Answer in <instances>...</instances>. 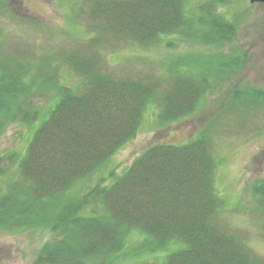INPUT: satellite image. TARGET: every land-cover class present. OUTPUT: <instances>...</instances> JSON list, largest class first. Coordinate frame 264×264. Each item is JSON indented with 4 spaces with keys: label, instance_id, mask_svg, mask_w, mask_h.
I'll use <instances>...</instances> for the list:
<instances>
[{
    "label": "trees",
    "instance_id": "16d2710c",
    "mask_svg": "<svg viewBox=\"0 0 264 264\" xmlns=\"http://www.w3.org/2000/svg\"><path fill=\"white\" fill-rule=\"evenodd\" d=\"M90 2L89 19L104 43L116 39L152 46L163 37L181 35L207 40L211 48L220 49L236 31L231 26L238 27L216 14L215 6L208 18L219 23L216 31L222 40L202 38L188 11L190 0ZM166 46L176 47L171 39ZM191 57L178 62L163 93L159 81L116 79L102 73L97 56L71 54L67 65L82 79L81 85L59 87L44 113L29 101V70L12 75L10 66L0 67L1 127L20 122L35 131L39 123L24 153L10 157L16 176L0 186V232L51 231L53 240L41 248L33 264L116 260L136 230L148 238L153 251L182 244L164 264H264L218 221V163L204 135L179 145L149 147L121 175L111 169L82 198L73 195L139 134L151 106L160 104L161 125L181 121L196 112L213 89L211 78L235 73L243 60ZM257 92H235L234 107L242 111L256 106L262 96ZM5 161L0 157V180L10 169ZM252 192L264 204V182L255 183Z\"/></svg>",
    "mask_w": 264,
    "mask_h": 264
},
{
    "label": "rangeland",
    "instance_id": "374dc122",
    "mask_svg": "<svg viewBox=\"0 0 264 264\" xmlns=\"http://www.w3.org/2000/svg\"><path fill=\"white\" fill-rule=\"evenodd\" d=\"M90 1L0 0V67L10 66L12 75L29 70L26 81L33 86L29 101L42 113L63 84L72 89L81 85L82 79L67 65L68 56L74 53L97 56L102 73L116 79L144 84L159 81L163 93L172 83L178 62L188 55L201 61L221 55L241 56L243 60L235 73L211 78L213 89L198 110L181 121L161 125L160 104L151 106L139 134L119 150L103 172L88 184H81L80 189L77 187L74 197L82 198L111 169L121 175L149 147L179 145L204 135L213 144L218 163L215 187L222 199L218 221L264 263V204L252 192L255 183L264 182V6L252 5L249 0H190L188 11L202 38L211 35L222 40V34L216 31L219 23L208 18L215 6V13L223 20L238 24V29L230 25L236 30L230 41L213 49L207 40L181 35L163 37L152 46L116 39L104 43L89 19ZM202 7L204 11L200 12ZM169 39L175 49L166 46ZM251 89L262 95L260 101L239 111L232 103L233 95ZM36 125L35 131L20 122L0 125V157L4 161L7 158L5 162L10 165L4 162L10 169L8 176L0 180L1 187L16 176L10 157L24 153L39 123ZM136 231L121 252L125 253L116 260L106 258L95 264H107V259L108 264H164L168 256L182 248L181 243H174L153 251L148 238ZM52 240L51 231L44 228L0 232V264H33L41 248Z\"/></svg>",
    "mask_w": 264,
    "mask_h": 264
},
{
    "label": "water",
    "instance_id": "95a60500",
    "mask_svg": "<svg viewBox=\"0 0 264 264\" xmlns=\"http://www.w3.org/2000/svg\"><path fill=\"white\" fill-rule=\"evenodd\" d=\"M251 4H263L264 5V0H250Z\"/></svg>",
    "mask_w": 264,
    "mask_h": 264
}]
</instances>
